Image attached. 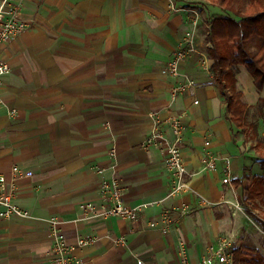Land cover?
<instances>
[{
  "label": "crops",
  "instance_id": "0c3cea01",
  "mask_svg": "<svg viewBox=\"0 0 264 264\" xmlns=\"http://www.w3.org/2000/svg\"><path fill=\"white\" fill-rule=\"evenodd\" d=\"M24 2L21 17L29 27L2 52L12 71L2 90L0 177L30 217H0V264H55L52 218L70 243L81 235L98 237L75 252L82 264H220L211 253L220 236L236 235L232 225L238 214L232 206L242 205L246 186L244 181L236 188L234 181L264 178V170L248 129L228 120L211 73L208 39L201 41L204 57L195 55L180 66L196 86L174 92L184 77H174L168 64L191 28L189 10L209 2ZM220 12V18L233 16ZM259 43V38L251 41L252 51ZM236 80L244 101L259 115L264 139V116L257 109L264 86L259 90L242 65ZM172 117L184 127L181 148L188 170L174 194L165 151L141 147L157 126L169 133ZM211 157L215 169L206 163ZM16 166L22 178L15 179ZM228 168L231 183L225 184ZM103 176L121 182L127 203L140 211L137 220L84 219L83 205L105 201ZM119 239L125 243L117 244Z\"/></svg>",
  "mask_w": 264,
  "mask_h": 264
},
{
  "label": "built area",
  "instance_id": "2783aa9c",
  "mask_svg": "<svg viewBox=\"0 0 264 264\" xmlns=\"http://www.w3.org/2000/svg\"><path fill=\"white\" fill-rule=\"evenodd\" d=\"M25 0H0V108L5 105L2 97V90L5 84V78L12 71V65L5 58L3 49L8 44L16 40L27 29L28 24L22 19L21 14L25 6ZM200 19L198 11L195 8L189 10V21L191 28L185 33L181 39L180 45L176 51H174L173 58L168 64V71L177 79L183 78L180 81V85L175 88L174 92L187 91L190 87L196 86L194 79L188 78L180 70L181 63L187 59L192 58L194 55L205 56L201 49V42L197 40L202 35L200 32ZM16 111L13 110L11 115H15ZM159 121L156 120V123ZM170 132L159 126L154 128L149 134L147 139L142 143L143 148L149 149L151 147H158L164 150L167 159L166 166L172 175L174 187L172 194L180 191L183 186L184 177L188 174L186 163L182 155V137L184 127L179 117H172L169 119ZM229 164V161H227ZM209 168L215 169L216 158L211 157L206 160ZM98 172L103 174V168H99ZM228 177L223 180V183L230 184V170H227ZM13 174L15 179L22 178L24 176L23 171L18 167L13 168ZM26 176H32V172H26ZM15 189V188H14ZM102 196L104 203L101 205L85 204L81 207L84 219L96 218V217H112L118 216L128 218L131 220H137L139 217V209L131 207L125 197L124 190L121 182L117 178L106 179L102 177ZM0 217L3 219L11 218H29L30 212L28 210L20 208L14 202L13 192L7 190V182L3 177H0ZM49 228L52 235V259L55 264H82L80 258H77L75 252L79 249L92 246L98 240V237L94 234H87L78 236L74 243H70L61 233L60 222L57 218H52L49 222ZM117 244H124L123 239L116 241ZM232 250V238L220 239L217 248L211 253V258H217L220 264H233ZM210 261V258H209ZM211 262V261H210ZM138 264H143L141 260H138Z\"/></svg>",
  "mask_w": 264,
  "mask_h": 264
},
{
  "label": "trees",
  "instance_id": "16d2710c",
  "mask_svg": "<svg viewBox=\"0 0 264 264\" xmlns=\"http://www.w3.org/2000/svg\"><path fill=\"white\" fill-rule=\"evenodd\" d=\"M210 5L232 15L226 18H214L209 26L208 41L212 45L211 67L213 79L218 83L220 95L226 104L228 120L233 127L245 131L248 117L253 107L244 101V93L237 88L238 66L247 68L255 77V85L261 90L264 86V0H206ZM239 18V19H238ZM259 38L257 52L250 51L251 41ZM257 109L264 116V98ZM255 153L264 170V139L259 136L258 126L251 124ZM246 181L241 203H259L264 207V178L250 176L234 181L239 188ZM249 182V184H248ZM248 184V185H247ZM264 230V216L261 218ZM233 264H264V255L257 248L243 243L232 247Z\"/></svg>",
  "mask_w": 264,
  "mask_h": 264
},
{
  "label": "rangeland",
  "instance_id": "374dc122",
  "mask_svg": "<svg viewBox=\"0 0 264 264\" xmlns=\"http://www.w3.org/2000/svg\"><path fill=\"white\" fill-rule=\"evenodd\" d=\"M195 9L198 11L199 16L201 17V19H200V25H201L200 26V28H201L200 32L202 31L201 33H203V35H201L197 41L200 43L202 40H204L205 44H206L207 43L206 39L208 38V34H209L208 25L211 23V21L215 17H220L224 13L220 12L221 11L220 9H218L219 11L214 10L211 7V5H202L200 7L195 8ZM253 46H256V45L253 44ZM255 48L256 47H254L253 51H252V47H250V51L254 54L257 51ZM247 121H248V123H247L248 124V127H247V129H248L247 136L248 137H247V139L248 140L250 139L251 144H252L251 148L254 150L255 142L252 138V128L250 127V125L251 124L257 125L258 121H260L259 115H257L256 110L250 111V116L248 117ZM250 122H251V124H250ZM141 147L143 148L142 145H141ZM248 184H249V182H248ZM242 194H243V190L241 193V197H242ZM235 197H237L236 194H235ZM235 204L232 206L233 214H234V216H236L237 214L238 215H237V219L233 218L232 227L234 229L232 230V232L234 231L236 233V235L235 236L234 235H232V236L226 235L224 237L220 236L221 239L231 237L232 238V247L237 246L240 243H244L246 245H249V247L257 248V250L260 251L264 255V233H263V230H262L263 228L261 225V218H263V216H264V207H262L259 203H254V204L246 203L247 207H245V205L243 206V204L238 205L237 202H235ZM246 229L249 231L250 234L247 233Z\"/></svg>",
  "mask_w": 264,
  "mask_h": 264
}]
</instances>
